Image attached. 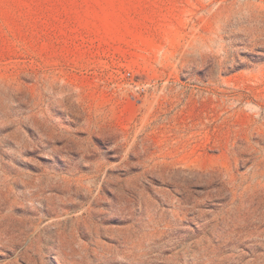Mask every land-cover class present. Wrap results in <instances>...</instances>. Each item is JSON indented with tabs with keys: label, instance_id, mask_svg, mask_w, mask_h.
Masks as SVG:
<instances>
[{
	"label": "rangeland",
	"instance_id": "obj_1",
	"mask_svg": "<svg viewBox=\"0 0 264 264\" xmlns=\"http://www.w3.org/2000/svg\"><path fill=\"white\" fill-rule=\"evenodd\" d=\"M0 264H264V0H0Z\"/></svg>",
	"mask_w": 264,
	"mask_h": 264
}]
</instances>
